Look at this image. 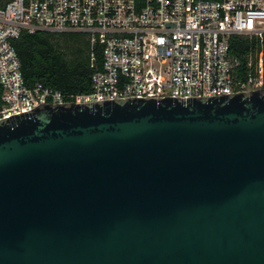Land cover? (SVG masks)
Segmentation results:
<instances>
[{
    "label": "water",
    "instance_id": "obj_1",
    "mask_svg": "<svg viewBox=\"0 0 264 264\" xmlns=\"http://www.w3.org/2000/svg\"><path fill=\"white\" fill-rule=\"evenodd\" d=\"M0 264H264V88L0 117Z\"/></svg>",
    "mask_w": 264,
    "mask_h": 264
},
{
    "label": "built area",
    "instance_id": "obj_2",
    "mask_svg": "<svg viewBox=\"0 0 264 264\" xmlns=\"http://www.w3.org/2000/svg\"><path fill=\"white\" fill-rule=\"evenodd\" d=\"M37 30L82 34L93 68L88 90L24 83L11 40ZM232 36L247 40L242 76ZM257 87L264 88V0H0V117L40 101Z\"/></svg>",
    "mask_w": 264,
    "mask_h": 264
},
{
    "label": "trees",
    "instance_id": "obj_3",
    "mask_svg": "<svg viewBox=\"0 0 264 264\" xmlns=\"http://www.w3.org/2000/svg\"><path fill=\"white\" fill-rule=\"evenodd\" d=\"M19 59L23 81L27 85L40 82L61 91L80 92L90 87L87 44L82 34L71 32L52 34L45 31H22L11 40ZM247 40L232 36L229 50L238 58L236 76L244 74V53ZM96 64L100 54L96 53Z\"/></svg>",
    "mask_w": 264,
    "mask_h": 264
}]
</instances>
